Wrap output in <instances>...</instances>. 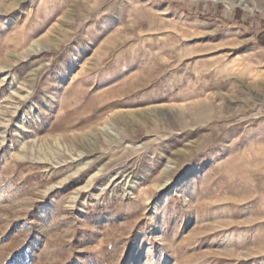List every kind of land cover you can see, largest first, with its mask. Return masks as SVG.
<instances>
[{
    "label": "rangeland",
    "instance_id": "obj_1",
    "mask_svg": "<svg viewBox=\"0 0 264 264\" xmlns=\"http://www.w3.org/2000/svg\"><path fill=\"white\" fill-rule=\"evenodd\" d=\"M0 264H264V0H0Z\"/></svg>",
    "mask_w": 264,
    "mask_h": 264
}]
</instances>
